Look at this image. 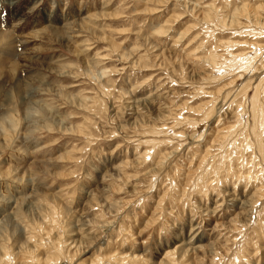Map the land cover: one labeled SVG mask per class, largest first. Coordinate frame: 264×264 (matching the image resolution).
Wrapping results in <instances>:
<instances>
[{"label":"rangeland","instance_id":"obj_1","mask_svg":"<svg viewBox=\"0 0 264 264\" xmlns=\"http://www.w3.org/2000/svg\"><path fill=\"white\" fill-rule=\"evenodd\" d=\"M10 1L0 264H264V0Z\"/></svg>","mask_w":264,"mask_h":264},{"label":"bare ground","instance_id":"obj_2","mask_svg":"<svg viewBox=\"0 0 264 264\" xmlns=\"http://www.w3.org/2000/svg\"><path fill=\"white\" fill-rule=\"evenodd\" d=\"M9 1H10V0H9ZM7 3H8V2H7ZM10 4H15V2H11V1H10Z\"/></svg>","mask_w":264,"mask_h":264},{"label":"snow or ice","instance_id":"obj_3","mask_svg":"<svg viewBox=\"0 0 264 264\" xmlns=\"http://www.w3.org/2000/svg\"><path fill=\"white\" fill-rule=\"evenodd\" d=\"M0 15H3V13H2V12H0Z\"/></svg>","mask_w":264,"mask_h":264}]
</instances>
